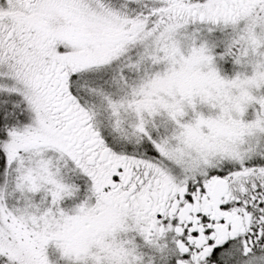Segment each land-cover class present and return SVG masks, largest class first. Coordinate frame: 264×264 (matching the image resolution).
<instances>
[{"label": "snow or ice", "instance_id": "1", "mask_svg": "<svg viewBox=\"0 0 264 264\" xmlns=\"http://www.w3.org/2000/svg\"><path fill=\"white\" fill-rule=\"evenodd\" d=\"M0 264H264V0H0Z\"/></svg>", "mask_w": 264, "mask_h": 264}, {"label": "flooded vegetation", "instance_id": "2", "mask_svg": "<svg viewBox=\"0 0 264 264\" xmlns=\"http://www.w3.org/2000/svg\"><path fill=\"white\" fill-rule=\"evenodd\" d=\"M49 254H50V257H51V255H52L51 247L49 248Z\"/></svg>", "mask_w": 264, "mask_h": 264}]
</instances>
